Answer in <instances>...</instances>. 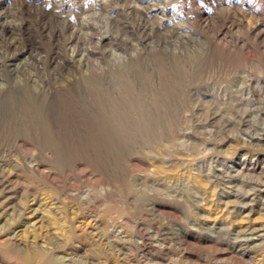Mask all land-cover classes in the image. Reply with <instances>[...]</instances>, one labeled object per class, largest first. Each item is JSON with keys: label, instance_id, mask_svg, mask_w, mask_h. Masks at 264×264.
Wrapping results in <instances>:
<instances>
[{"label": "rangeland", "instance_id": "rangeland-1", "mask_svg": "<svg viewBox=\"0 0 264 264\" xmlns=\"http://www.w3.org/2000/svg\"><path fill=\"white\" fill-rule=\"evenodd\" d=\"M0 241L264 264V0H0Z\"/></svg>", "mask_w": 264, "mask_h": 264}, {"label": "bare ground", "instance_id": "bare-ground-1", "mask_svg": "<svg viewBox=\"0 0 264 264\" xmlns=\"http://www.w3.org/2000/svg\"><path fill=\"white\" fill-rule=\"evenodd\" d=\"M34 210V209H33ZM32 212V211H31ZM36 215V214H35ZM38 217V216H37ZM245 230V229H244ZM246 231V230H245ZM248 231V230H247ZM255 231V230H254ZM13 232V231H12ZM150 233V232H149ZM146 234V233H145ZM242 235V234H241ZM6 236V235H5ZM4 236V237H5ZM257 236V235H256ZM10 241V240H9ZM245 241V240H244ZM1 242V241H0ZM8 242V241H7ZM17 242V241H16ZM5 245V244H4ZM20 245V244H19ZM121 245V244H120ZM11 246H12V244H11ZM18 246V245H17ZM2 247V246H1ZM5 248V247H4ZM8 251V250H7ZM13 251L14 252H17V253H21L20 254V260L23 262V263H26V264H31V263H33L34 261H36L37 259H39L41 256H40V254L39 253H34L35 255H33L32 253H30V252H27V251H25L24 252V250L22 249H20L19 247H16V246H13ZM5 252H6V250H5ZM4 252V253H5ZM4 255V254H3ZM10 255V254H9ZM9 259V258H8ZM14 259H15V257H14ZM10 260H12V259H10ZM16 260V259H15ZM15 260H13V263L14 264H16V262H14ZM10 262V261H9ZM37 262V261H36ZM7 263H8V261H7ZM11 263V262H10ZM12 263V264H13ZM23 263H21V264H23ZM2 264H6L5 262L4 263H2ZM17 264H18V262H17ZM35 264V263H34ZM36 264H38V262L36 263Z\"/></svg>", "mask_w": 264, "mask_h": 264}]
</instances>
